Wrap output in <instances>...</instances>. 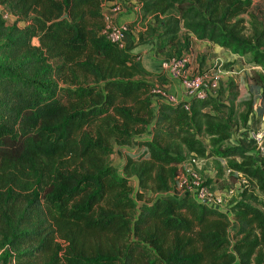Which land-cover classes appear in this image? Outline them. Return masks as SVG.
<instances>
[{
  "label": "trees",
  "instance_id": "obj_1",
  "mask_svg": "<svg viewBox=\"0 0 264 264\" xmlns=\"http://www.w3.org/2000/svg\"><path fill=\"white\" fill-rule=\"evenodd\" d=\"M109 1L0 0L25 23L4 30L0 20V53L16 60L0 58L1 264H264V157L226 143L233 123L264 113V16L252 10L263 0H135L133 25L139 40L155 39L156 55L178 58L193 37L250 58L249 99L235 114L229 85L227 116L212 97L188 109L158 100L164 74L102 35ZM47 62L43 76L56 82L31 75ZM115 145L126 151L120 169ZM193 157L213 159L217 176L245 178L231 218L175 194Z\"/></svg>",
  "mask_w": 264,
  "mask_h": 264
},
{
  "label": "built area",
  "instance_id": "obj_2",
  "mask_svg": "<svg viewBox=\"0 0 264 264\" xmlns=\"http://www.w3.org/2000/svg\"><path fill=\"white\" fill-rule=\"evenodd\" d=\"M122 12V7L119 3H113L108 10H104V28L102 35L106 39L117 45L119 48L125 50V35L128 32L127 24H118L114 21V16ZM9 16L5 14L4 20ZM157 43L154 48L156 49ZM190 58L186 54L176 58H163L161 61V72L165 73L171 80L179 82L180 87L190 100H205L208 97H217L216 91L219 87L220 77L217 74H212L209 77L201 75L188 74ZM220 75V74H219ZM152 93L163 103L176 105L181 102H186L184 108L188 109L189 101L184 98L170 93L164 86H156ZM205 111H210L206 109ZM248 138L252 142V146L247 149L256 159L264 157V119L260 121L258 126L248 130ZM203 159L191 158L185 168V171L180 172L177 181V190L175 194H190L198 202L204 203L210 207L218 208L224 211L229 218L232 217L230 211L231 203L229 199L233 196H239L242 191L243 184L246 182L245 178L239 174L238 180L234 187L225 190H211L204 184V179L199 174L197 168ZM234 224L232 223V228Z\"/></svg>",
  "mask_w": 264,
  "mask_h": 264
},
{
  "label": "rangeland",
  "instance_id": "obj_3",
  "mask_svg": "<svg viewBox=\"0 0 264 264\" xmlns=\"http://www.w3.org/2000/svg\"><path fill=\"white\" fill-rule=\"evenodd\" d=\"M255 7L259 8L260 11H258ZM258 16H264V0L263 1H254L253 2V9H252ZM5 14H7L9 17L7 18V21H5L3 19V16H5ZM244 18L246 20H248V15H245ZM0 22L3 23V28L4 30L9 29L11 26L16 25L18 28H23L25 26V23L22 21H18L17 17H15L13 14H11L10 10L8 7H0ZM2 43V40L0 39V44ZM33 45H37V40L34 39L33 40ZM187 56L190 55L189 54H193L195 56V61H193V71H191V73L193 75H201V76H207L209 77L212 74H217L220 77V81H219V87L218 90L216 91V94L218 97H220L223 101L222 103V109H224V114L225 116H227V114H230V107H229V103L226 100V95L227 92H229V85L230 86H235L238 93H239V99L238 101H236V105L234 108V113L237 114V112L241 111L243 109V106L240 104V102L249 99V93H248V89L246 87V82L247 81V75L249 73L250 70V65L247 64V61L250 59L249 57H246L244 59H236L235 61V66H233L232 70L230 71V73H224L222 70L217 69V65L220 64V61H225L227 58H232L231 57V53L226 50V49H221V50H215L212 47L208 46V45H199L198 48H196L195 50H192L191 53L187 52L185 53ZM10 53L9 51H3L0 53V58L4 61L7 62L8 64H15V59L10 58ZM191 59V58H190ZM49 64H51V62H47V63H43L39 66H36L35 69L33 70V73H31V75H33V77L37 78L38 81L41 82H48L50 80L53 81H57L56 79H51L50 77H44V68H46ZM191 65V63L189 64ZM54 66L49 65V68H53ZM229 72V71H228ZM220 74V75H219ZM60 86H63L62 83L59 81L58 82ZM264 119V113L260 116H253V119L251 120L250 123H248L246 126H239V124H235L233 123V135H235L236 133L240 132V131H248L251 130L253 128H255V126H258L260 121ZM136 138H138V136H135L134 139V145L136 146L135 148H133L134 150H138L139 147L138 145V141L136 140ZM126 151L122 150L121 148H117V146H114V153L111 155L110 160L111 162L115 163L116 161H118V158H122L121 155H124L125 157V153ZM125 160V158H124ZM259 160V159H258ZM222 163H224V160H222ZM199 174L201 175V177L204 180L207 179H213L215 177L216 181L215 183L212 184V190H225V189H231L234 187L236 180L235 176H230V174L228 173V171L225 172L224 175L222 176H217L215 174L216 172V163L213 159L209 158L207 160H204L203 162L200 163L199 167L197 168ZM134 189H136V184H133ZM132 196L134 198L137 197L136 194H132ZM145 197V199H144ZM150 197L149 193H146L145 196H143L141 199H139L137 202L138 203H144L145 201H147ZM237 198L236 196H233L231 199H229V203H231V201L233 199ZM26 245H30V243H26ZM25 245L22 246H15L14 248H10L7 247L10 252H19ZM1 253H2V249L0 248V264H1ZM7 264H15L14 261H9Z\"/></svg>",
  "mask_w": 264,
  "mask_h": 264
},
{
  "label": "crops",
  "instance_id": "obj_4",
  "mask_svg": "<svg viewBox=\"0 0 264 264\" xmlns=\"http://www.w3.org/2000/svg\"><path fill=\"white\" fill-rule=\"evenodd\" d=\"M113 3H119L122 7V12L119 13L118 15L114 16V21L118 24H127L130 25L128 26V32L125 35V45L126 48L125 50H127L129 53L132 54H140V61L143 65V67L154 74H158L161 73V61L163 60V57H160L158 55H156L155 51L156 49L154 48V45L156 43L154 38H149V39H143V40H139V34H141L143 32V29L140 25L136 24L133 25V22L139 17V13L137 11V8L134 6L135 4V0H111L109 2H106L103 7V11L108 10L110 5H112ZM199 45H208L210 47H212L215 50H221V48L218 47H213L210 45V43H208L207 41H198L195 38L191 37V49L188 51L191 53L192 50H195L196 48L199 47ZM187 53V52H186ZM190 55V63L191 65L188 68V74L191 73V71H193L194 65H193V61H195V56L193 54H189ZM232 58H227L225 61H220V64L226 61H233L235 62L236 59H244V58H239L233 54H231ZM236 65V64H235ZM234 65V66H235ZM223 71V70H222ZM224 73H230L228 71H223ZM164 76L167 78L166 84L163 85L170 93L179 96L182 98H184L185 100L189 101L190 99L188 98V96H186V94L184 93V90L180 87V84L178 81L176 80H171L165 73ZM246 87L248 82L245 83ZM226 95V94H225ZM216 100L219 104V106L221 108L222 107V99L220 97H216ZM224 111V109H223ZM257 116L256 113H253L250 118L248 123L251 122V120L253 119V116ZM259 117V116H257ZM247 123V124H248ZM240 126V125H239ZM246 126V125H245ZM233 132V131H232ZM248 131H240L238 133H236L235 135H233V133L231 134V137L226 141L227 144H239L241 145L244 149H248L252 146V142L250 141V139L248 138L247 135ZM144 138H150L151 136V130L148 129L144 134H141ZM118 149L121 148L122 150L125 151V148L123 147H117ZM122 158H118L115 163L113 162L114 165L117 166L118 169L121 168L123 162H124V155H121ZM134 183V182H133Z\"/></svg>",
  "mask_w": 264,
  "mask_h": 264
}]
</instances>
